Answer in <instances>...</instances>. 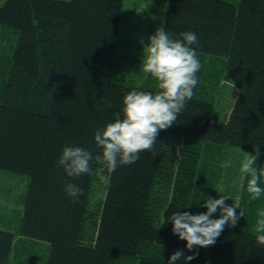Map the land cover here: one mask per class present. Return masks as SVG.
<instances>
[{"label": "trees", "instance_id": "1", "mask_svg": "<svg viewBox=\"0 0 264 264\" xmlns=\"http://www.w3.org/2000/svg\"><path fill=\"white\" fill-rule=\"evenodd\" d=\"M126 2L7 0L0 7V32L14 42L0 51V172L29 180L19 234L49 245L44 264H167L179 249L198 253L191 264H264V233L255 232L259 200L246 197L247 176L243 216L238 208L237 223L215 244L189 252L167 222L178 206L213 194L208 188L219 176L215 170L205 178L203 160L217 168L226 148L255 154L259 147L264 165V0H168L164 28L174 38L198 34L199 84L152 150L112 170L95 159L102 154L96 130L122 112L126 91L156 90L150 73L139 86L115 82ZM207 83L235 87L230 112L204 100ZM66 143L93 152L94 174L68 177L57 166ZM98 180L106 199L92 213ZM69 182L83 188L79 199L66 194ZM202 205L178 210L203 212ZM12 242L0 231V264Z\"/></svg>", "mask_w": 264, "mask_h": 264}, {"label": "clouds", "instance_id": "2", "mask_svg": "<svg viewBox=\"0 0 264 264\" xmlns=\"http://www.w3.org/2000/svg\"><path fill=\"white\" fill-rule=\"evenodd\" d=\"M180 37L174 38L163 26L149 37L150 43L145 45L142 66L143 71L150 73L156 80V90L132 88L126 91L122 112H116L113 121L96 130L94 139L102 148V154L96 155L95 159L103 161L109 169L132 164L140 159L144 150H152L160 130L169 128L177 121L194 96L203 67L197 55L198 34L189 30L181 33ZM259 156V147L255 154L247 152L239 167V172L247 176L246 190L253 200L264 195V165L257 162ZM93 159V152L88 148L66 143L57 166L63 167L68 177L91 175L95 172ZM83 191L76 183L65 185L66 194L74 200L79 199ZM204 197L193 203L199 206L203 200L206 211L192 213L178 210L190 207L193 203L178 206L167 221L172 222L173 233L187 242L186 249L189 252L197 246L215 244L225 226H234L239 216H243L242 209L230 194L223 193L219 198L210 195ZM228 198H232L234 204L226 203ZM237 208L241 209L239 216ZM218 211L219 215L215 216ZM197 255V252L185 255L182 250H177L168 258L167 264H176L181 258L185 264H189Z\"/></svg>", "mask_w": 264, "mask_h": 264}, {"label": "rangeland", "instance_id": "3", "mask_svg": "<svg viewBox=\"0 0 264 264\" xmlns=\"http://www.w3.org/2000/svg\"><path fill=\"white\" fill-rule=\"evenodd\" d=\"M6 1L0 0V7ZM227 1L235 5L240 4V0ZM167 2L168 0H127L125 3L126 11L122 31L124 41H120V43H123L120 47L122 49V59L120 61V68L117 70L118 74L116 73L115 82L131 83L132 85L135 83L139 86L147 78L149 73H145L142 66L144 48L145 45L150 43L149 37L155 34L158 28L164 27ZM13 45L14 42H9L0 32V51L5 50V48L11 49ZM200 54L197 53L198 57H204V54L202 56ZM122 74H124L123 79L120 78ZM224 83L217 84L214 87L210 83H207L205 86L206 96L203 98L215 105L217 112L227 113L232 110L231 108L235 104L236 91L234 86H232L233 92V89ZM215 149L218 150L217 147ZM210 155L213 154L211 153ZM222 155L216 162L217 168H215V165L211 161L203 160L202 162L201 167L205 178H213L215 170L219 176L217 187H215L216 183L214 181V184H211L208 190L213 193L211 196L214 198H219L223 193L230 194L239 207L240 198L243 197L242 189L246 177L239 172V167L242 159L247 154L238 148L228 147ZM101 182L102 180H98L95 185L94 206L90 211L92 213H98L100 209L98 205L101 202L104 203L106 199V193L103 192L104 187L100 186ZM28 183V178L16 177L6 172H0V231L13 236L12 251L5 264H44L46 254L48 253V244L22 237L17 230V226H15L22 213V202L28 188ZM246 197H250L248 192L246 193ZM233 199L228 198L226 203L234 204ZM257 199L259 200V205L257 207L255 232L259 234V232L264 233V223H262L264 221V195ZM201 207L203 212L206 211L203 205ZM214 215L218 216L219 211ZM226 226L231 227L233 225L228 224ZM182 251L185 255H190L188 252ZM178 264H185L183 258L178 260ZM189 264H191V261Z\"/></svg>", "mask_w": 264, "mask_h": 264}]
</instances>
